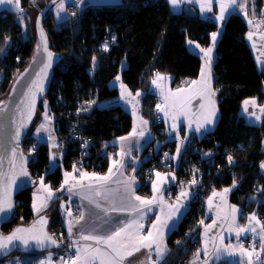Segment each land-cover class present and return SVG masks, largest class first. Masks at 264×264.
Returning <instances> with one entry per match:
<instances>
[{"label":"trees","instance_id":"trees-1","mask_svg":"<svg viewBox=\"0 0 264 264\" xmlns=\"http://www.w3.org/2000/svg\"><path fill=\"white\" fill-rule=\"evenodd\" d=\"M256 2L260 7L263 1ZM21 6L22 11L0 10V96L8 94L35 52L37 39L25 28L29 26V14L33 11L32 0H21ZM36 7L40 10L44 6ZM43 26L52 50L60 54L61 60L54 67L49 91L40 101L37 113L43 111V101H47L48 110L55 119L62 165L50 169L48 147L33 139L31 124L22 150L30 159L28 170L35 183L34 189L42 178L53 189H59L64 173L72 169L104 174L110 165V154L116 151V147L106 144L129 134L132 129V117L123 107L99 105L119 95V90L111 87L110 82L121 75L133 93L146 91L142 114L150 120L152 101L156 97L149 92L153 71L171 75L173 88L196 79L201 59L189 50L187 42L208 46L211 34L219 27L213 20L198 14L172 12L166 0H122L118 5L89 6L80 16L61 23L49 10L43 18ZM247 32L244 18L237 12L230 13L223 25L213 64L219 120L214 130L204 137L189 138L175 170L177 177L189 178L191 164H194L201 176L187 179L185 185L193 181L198 184L188 211L168 236L169 251L162 264H190L197 257L186 250L196 245L194 239H199V229L194 231L197 209L202 207L205 211L206 199L214 190L235 185L230 201L241 209L240 222L255 212L264 225V200H253L254 195L264 197L261 172L264 117L260 125H253L241 114L246 99L257 98L264 102V70L256 65L246 41ZM86 140L92 142V149L78 165ZM169 144L173 154L175 142L170 140ZM163 148L161 146L159 154ZM150 151L149 144L141 154L142 163L137 172L138 193L145 196L151 195L150 185L157 173L146 182V170L153 165L159 168V154L149 158ZM34 189L23 190L15 197L14 212L9 222L1 227L3 233L29 224L38 216L32 208ZM61 200L51 205L55 214L49 225L50 232L64 243L63 248L55 250L59 253L72 244L66 237L57 207ZM59 233H62L61 238ZM14 255L20 254L11 256Z\"/></svg>","mask_w":264,"mask_h":264},{"label":"crops","instance_id":"crops-1","mask_svg":"<svg viewBox=\"0 0 264 264\" xmlns=\"http://www.w3.org/2000/svg\"><path fill=\"white\" fill-rule=\"evenodd\" d=\"M166 1L172 12L198 14L204 19L213 20L219 26L218 30L213 32L217 34L215 41L212 39V33L208 46H202L196 41L187 42L189 50L197 54L201 59V69L196 79L181 87L173 88V77L159 73V76L156 75L149 85V92L161 98L164 103L162 110L164 125L169 140L175 142V150L171 155L174 171H159L157 173H160V176H157V173L154 175L150 185V196L138 193L140 180L137 177V172L142 163L141 154L146 146L153 141V136L150 132V120L142 114V100L147 92L137 91L133 93L124 84L121 75L116 76L110 82V86L117 88L119 95L116 98L101 102L99 105L103 108L116 105L123 107L132 117V129L129 134L106 144L107 147H116V151L110 154V165L104 174L72 169L65 172L69 174L67 177L64 173L62 186L59 189H53L49 184H45L48 194L55 196H50L47 199V206L43 210L36 211V214L38 216L41 214L46 215L47 211H52L51 216L48 215L51 219L55 214L54 208H51L52 203L62 198L57 207L63 219L66 237L72 244L62 253L52 251L32 256V263L60 264V260L67 252H73L76 256L78 248L82 258L86 255V247L105 249L104 245H96L93 241L80 239V234L106 235L118 227H124V223H121L122 221L136 220L138 223L133 224L128 229V233L135 236L139 232L143 236L151 231L154 243L151 249L141 247L139 251L133 252L132 255H126L121 264H157V246L166 248L165 255L159 260V264H162L169 251L168 236L188 211L190 202L195 194L194 189L198 183L190 182L185 185L174 202H169L165 193L177 181L175 170L180 165L189 138L197 137L200 139L204 137L214 130L219 120L220 112L217 91L214 88L213 64L216 59V48L223 31V25L230 13H239L247 23L246 41L257 67L260 70H264V0H262L260 7L256 0H238V6L226 7L223 13L224 18L219 20L217 19L221 15L219 0H213L211 11L207 10L209 5L205 0H200V2H197V0H178L175 7L170 3V0ZM67 2L68 0H65L64 11L60 12L59 17L56 13L57 9L56 11L52 9L53 16L58 23L69 19L66 12ZM121 2L122 0H83L80 5L87 8L89 6L118 5ZM224 3L227 5L228 0H224ZM34 4L39 6L38 3L34 2ZM202 4L204 5L203 10ZM0 10L7 9L0 8ZM29 16L31 19V13ZM249 33L252 34L251 39H249ZM208 48L212 49L210 53L211 60L206 64L208 58L201 49ZM202 70L204 75L201 74ZM117 77L120 79L117 80ZM121 85L124 87L122 88ZM245 101H249L247 105L248 112L244 111ZM245 101L241 106V114L250 124L260 125L264 117V112L261 111L264 108V102H259L257 98H249ZM252 101H255V104ZM45 112H47L50 119H44ZM37 114L32 123L31 135L36 142L43 143L48 147L49 166L50 169H55L62 165V150L56 134L55 119L48 108L44 106L43 111ZM257 117H260V119H257ZM208 120H212V123H207ZM41 124H45L46 127L40 129L39 133H37V129ZM198 125L203 126L200 132L195 131ZM141 132L144 133L143 136L140 135ZM178 147L180 149L179 154H177ZM110 168L112 169L111 174H109ZM261 172L264 177V169L261 168ZM82 173H87L88 175L81 178ZM100 177H107V179H98ZM66 180L67 183H65ZM154 185L157 189L156 191H154ZM69 188H71V191L68 190ZM225 189H229V191L225 192ZM233 190L234 186L225 187L212 191L207 197L204 216L208 221L205 222L200 232V253L190 264L261 263V256L264 254V251L260 249V244L264 243V241L260 240V236L264 234V231H262L263 222L255 212L249 214L243 223L240 222L241 209L230 201V194ZM97 192L100 195H97ZM136 196L151 201V203L141 204V201L135 199ZM89 200L100 203L101 208H97L94 203H89ZM253 200L261 202L264 197L254 195ZM132 206H135L138 210L112 211L113 207L131 209ZM102 208L108 209L107 215L102 211ZM233 208L237 211L233 212ZM82 212L84 213V219L78 220ZM253 214H255L256 219L250 220L249 217ZM141 216H143L142 220L139 219ZM70 222L73 233L71 236L68 231ZM141 225L142 228L140 227ZM153 225H155V228H153ZM242 228L247 229V231H239ZM253 228L255 231H252ZM122 236H126V234H122ZM252 239L257 242L254 247L250 244ZM135 242L139 243L138 241ZM253 248H255V252L250 259L245 253L252 251ZM217 249H219V252H217ZM131 250L130 244L129 248L122 250V252L126 253V251ZM229 251L234 254L228 255ZM4 261H0V264H4ZM67 264H83V259L79 261L74 259ZM95 264H100L99 259L96 260Z\"/></svg>","mask_w":264,"mask_h":264},{"label":"water","instance_id":"water-1","mask_svg":"<svg viewBox=\"0 0 264 264\" xmlns=\"http://www.w3.org/2000/svg\"><path fill=\"white\" fill-rule=\"evenodd\" d=\"M59 1L56 0V3ZM56 3L49 0L39 10L35 20L37 43L34 55L29 64L14 80L8 94L0 98V106L5 109V111L0 112V198L4 199L6 205L11 204L10 209L6 207V210L0 213V234L3 237H8L16 229L22 228L25 231L16 233V235L28 243V248L25 249L20 239H14L3 252H0V261L15 253L35 256L64 247V243L50 232V218L45 214L37 216L29 224L14 227L10 233L5 234L1 229L13 215L15 197L23 190L34 189L35 185L28 170L30 159L23 154L22 143L36 117L40 101L49 91L54 67L61 60L60 54L52 50L47 31L43 26V18ZM41 31H43L44 39L41 37ZM49 53L52 54L51 59H49ZM33 96L34 108H30ZM30 112L31 115L29 116ZM20 124L24 126L19 128L20 134L17 138L15 133ZM34 191L38 192L39 189L36 188ZM49 237L51 240L48 239ZM37 240L42 241V243L37 244Z\"/></svg>","mask_w":264,"mask_h":264},{"label":"snow or ice","instance_id":"snow-or-ice-1","mask_svg":"<svg viewBox=\"0 0 264 264\" xmlns=\"http://www.w3.org/2000/svg\"><path fill=\"white\" fill-rule=\"evenodd\" d=\"M64 2L65 0H60L59 4L57 5V14L59 16L60 12L64 11ZM83 0H75V3H82ZM197 2H200V0H197ZM205 2L209 5V7L207 8L208 11H211V4L213 3V0H205ZM220 2V11H221V15L217 17V19H223V13L226 9V7L228 6H238V0H228L227 5L224 3V0H219ZM53 3H56V0H53ZM170 3L173 5V7H175L178 3V0H170ZM20 4V0H0V5H10L12 6V8L16 9L17 11H22V9L19 7ZM202 10L204 8V5L202 4ZM72 15H75V13L73 12ZM61 19H63V17H61ZM249 23H251V21H249ZM216 33L212 34V39L213 41H215L216 39ZM41 37L42 39H44V34L43 31H41ZM252 38V34L249 33V39ZM197 47H199V45H197ZM39 48V46H38ZM47 48L46 42H45V50ZM105 49H107V45H105ZM202 52H204L205 56L208 58V60L206 61V64L209 63V61L211 60V56L210 53L212 51L211 48L208 49H201ZM49 55V59H51V53L48 54ZM202 75H204V72L202 70ZM159 76V74H157ZM209 76H210V64H209ZM117 80H119L120 78L117 77ZM153 83H155V81H153ZM195 83V82H193ZM121 87L123 88L124 86L121 85ZM31 91V90H30ZM137 95H139V93H137ZM23 103V101H22ZM34 96L32 101L30 102V108H34ZM245 108L244 111L248 112V108L247 105L249 103V101H245ZM253 104H255V101H252ZM45 107L46 104H45ZM157 108H160V105H157ZM5 111V109L3 108V106H0V112ZM262 112H264V108L261 109ZM31 115V112L29 113V116ZM254 115V113H253ZM45 120L50 119V117L47 115V112H45V116H44ZM257 119H260V117H257ZM145 123H147L145 121ZM207 123L211 124L212 120H208ZM23 124H20L19 127L16 129V137H19V128L23 127ZM46 126L45 124H41L40 127L37 129V133H39L40 129H44ZM201 127H203L202 125H198L195 129V131L200 132ZM141 136L144 135L143 132L140 133ZM121 139H126V138H121ZM13 151L15 152V149H13ZM180 149L179 147L177 148V154H179ZM167 155V154H165ZM229 162H232V157L229 156L228 157ZM261 168L264 169V163L261 164ZM112 173V169H109V174ZM26 174V173H25ZM69 174L65 173V176L67 177ZM88 175L87 173H82L81 174V178H83L84 176ZM95 175V174H93ZM157 176H160V173L156 174ZM98 179H102V180H106L107 177H100ZM65 183H67V180L65 181ZM193 183H195V181H193ZM235 186V185H233ZM89 187H91V185H89ZM69 191H71V188L68 189ZM157 189L155 188L154 185V191H156ZM229 191V189H225V192ZM97 195H100L99 192H97ZM183 195V193H182ZM215 195V193H214ZM87 198V197H84ZM136 200L141 201V204H150L151 201L148 200H144L143 198L136 196L135 197ZM89 203H94L95 206L97 208H101L100 203L89 200ZM211 203V202H210ZM6 207L8 209L11 208V204H7L5 203L3 198H0V213H3L6 210ZM33 207H35V205H33ZM137 211L138 209L135 206H132L131 209H126V208H120L117 209L115 207H113L112 211H118V212H126V211ZM37 211H39V209H37ZM102 211L105 212V214H108V209L107 208H102ZM237 210L235 208H233V212H236ZM69 215H71V213H69ZM84 219V213L82 212L80 214V216L78 217V220H83ZM140 220L143 219V216H141L139 218ZM250 220H254L256 219L255 214H253L251 217H249ZM46 222V221H45ZM105 223H107V221H105ZM124 223V227H118L113 231L108 232L106 235H93L92 233H88V234H80V239L82 240H90L95 242L96 245H104L105 249H101L100 247H95V248H91V247H86L85 248V253L86 255L82 258L81 257V253H80V249L78 248L76 250V256L75 259L76 260H81L83 259V264H95L96 260L99 259L100 264H121V262L125 259V256H130L133 254V252H137L140 250L141 247L144 248H152V245L154 243V239H153V233L151 231L148 232L147 235H140L139 232L136 233L135 236H133L132 234L128 233V229L133 225V224H137L138 221L133 220V221H127V222H121ZM201 223H203V221H201ZM257 223H259V221H257ZM142 228V225L140 226ZM153 228H155V225H153ZM25 231V229L22 228H18L15 230V232L8 236V237H3L2 234H0V252H3L4 249H6L8 247L9 244L12 243V241L14 239H20L21 242L24 244L25 249L28 248V243L27 241L23 240L22 238L18 237L16 235V233L19 232H23ZM69 235L71 236L72 233V225L71 222L69 223ZM239 231H247V229H239ZM252 231H255V229L253 228ZM262 231H264V226H262ZM122 234H126V236H122ZM239 234V232H238ZM48 239L51 240V237H49ZM260 240L264 241V234H262L260 236ZM135 241H138L139 243H136ZM53 243H55V241H52ZM42 241L37 240V244H41ZM131 244L132 250L131 251H126V253H123L122 250H127L129 248V245ZM260 249L261 251H264V243L260 244ZM217 252H219V249H217ZM255 252V248H253L252 251L250 252H246L245 254L249 256V258L251 259V256L253 255V253ZM156 253H157V264H159V260L163 258V256L166 253V248H160L159 246L156 247ZM234 253L229 251L228 255H233ZM199 255V253H197V256ZM17 264H19V262H17Z\"/></svg>","mask_w":264,"mask_h":264},{"label":"built area","instance_id":"built-area-1","mask_svg":"<svg viewBox=\"0 0 264 264\" xmlns=\"http://www.w3.org/2000/svg\"><path fill=\"white\" fill-rule=\"evenodd\" d=\"M80 4L81 3H75V0H68L66 5V12L68 18H76L84 12L85 8L82 7ZM73 12L75 13V15H72ZM157 74L159 73L156 70H154L149 78L151 82ZM157 105H160L159 109L157 108ZM163 107H164L163 100L159 97H155V99L152 101V107H151L152 116L150 119V123H151L150 132L153 136V141L150 143L151 151L148 157L149 158L155 157V155L159 154L161 146H164V148L162 149V152L159 154V159L157 160L159 168L157 169L155 168V165H153L146 170L145 173L146 182L149 180L150 176L155 172L174 171V169L171 168L172 154L170 153L171 151V145L169 144L170 140L168 138L167 130L164 125L163 116H162ZM161 136L164 137L161 138ZM91 149H92V142L89 140L84 141L82 144L81 159L78 165H81L83 160L89 156ZM195 151L196 153L199 152L198 149H196ZM191 166H192V171L190 177L189 178L177 177L176 183L166 191L165 196L169 202H174L177 200L178 194L183 189L185 184L188 182L187 179H197L198 177L201 176V172L198 169V167L195 166L194 164H191ZM197 210H198L197 211L198 221L194 228V231L199 229V239L197 240L194 239L196 245L192 249L188 248L186 250L194 256H197V253H200V241H201L200 232L203 225L205 224V216H203L204 210H202V207H199ZM201 221H203V223H201ZM59 237L60 238L62 237V233H59ZM250 244H252V246L254 247L256 246L257 242L254 239H252ZM74 259H75V254L73 252H67L66 255L63 256L62 259L60 260V264H67ZM260 264H264V254L261 256Z\"/></svg>","mask_w":264,"mask_h":264},{"label":"rangeland","instance_id":"rangeland-1","mask_svg":"<svg viewBox=\"0 0 264 264\" xmlns=\"http://www.w3.org/2000/svg\"><path fill=\"white\" fill-rule=\"evenodd\" d=\"M49 0H32V5H33V11L31 12V19L28 23V27H25L26 30L28 29L30 35L36 39V31H35V20H36V17L39 13V8L36 7V4L35 3H38L39 6H44L45 3H47ZM60 2V1H59ZM56 3L52 9H57V5L59 4ZM2 9H7V10H10V11H17L16 9L12 8V6L10 5H0ZM19 7L22 9V6H21V0H20V4H19ZM57 13V12H56ZM58 16V14H57ZM59 16H60V13H59ZM58 16V17H59ZM5 96V95H4ZM4 96H0L1 97H4ZM45 104L47 107H45ZM43 106L45 108H48L49 105H48V102L47 101H43ZM38 114H36V117H37ZM35 117V118H36ZM34 121V120H33ZM45 182L43 180V178L39 181V183L37 184V188L39 189L38 192H35L33 193V201H32V208L34 211H37V209L39 210H43L46 206H47V199L50 198V196H55V195H49L48 192H47V188L45 186ZM33 205H35V207H33ZM51 213L52 211H47V216H51ZM32 256H27V255H14V256H11L9 258H7L4 262V264H17V262H19V264H34L31 262V258Z\"/></svg>","mask_w":264,"mask_h":264}]
</instances>
